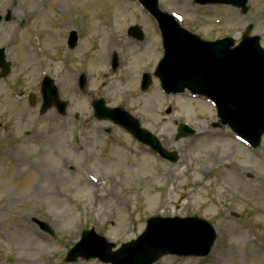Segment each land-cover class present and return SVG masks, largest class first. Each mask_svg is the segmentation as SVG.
Segmentation results:
<instances>
[{
  "label": "rangeland",
  "instance_id": "obj_1",
  "mask_svg": "<svg viewBox=\"0 0 264 264\" xmlns=\"http://www.w3.org/2000/svg\"><path fill=\"white\" fill-rule=\"evenodd\" d=\"M159 2L206 40L239 41L252 24L264 48V0H249L247 14L194 0ZM7 10L13 20L0 26V48L13 66L0 79V264H104L65 257L85 229L119 247L136 239L150 216L162 214L201 216L217 240L206 258L167 255L155 264H264V137L253 149L228 126H213L216 109L205 98L167 95L155 77L140 90L142 73L153 75L164 51L160 31L136 0H0V14ZM133 25L143 28V41L128 36ZM71 30L79 35L75 49L67 46ZM81 72L88 76L84 91L77 83ZM45 75L68 102L65 114L55 107L40 114ZM100 97L131 112L179 159H163L112 122L96 119L91 102ZM182 122L196 133L177 139ZM98 127L104 137L93 133ZM162 169L171 172H157ZM233 210L241 217L231 216Z\"/></svg>",
  "mask_w": 264,
  "mask_h": 264
},
{
  "label": "water",
  "instance_id": "obj_2",
  "mask_svg": "<svg viewBox=\"0 0 264 264\" xmlns=\"http://www.w3.org/2000/svg\"><path fill=\"white\" fill-rule=\"evenodd\" d=\"M158 19L164 37L166 54L160 62L156 76L161 80L167 93H180L186 88L194 94L209 97L217 106L218 116L223 124L229 125L241 137L257 147L264 134V50L258 36H249L252 25L243 35L242 42L234 47L231 38L215 42L203 41L199 36L184 30L175 19L158 8L157 0H140ZM200 4L224 3L242 7L247 12L248 0H196ZM1 20V17H0ZM130 35L139 39L142 33L136 27L130 29ZM77 42L76 33H72L70 46ZM0 67L4 74L9 65L4 62L3 49L0 50ZM118 67L115 55L113 68ZM49 81L48 86L51 85ZM151 77L145 73L142 89L146 90ZM86 77L81 76V88ZM43 111L56 101L64 112L66 104L58 102L57 89L45 87ZM96 116L114 120L126 127L138 139L150 144L164 157L177 159L176 153H167L159 141L149 132L140 128L139 122L122 108H107L103 99L93 103ZM218 125V124H217ZM194 134V130L184 124L179 128L178 138ZM42 229L50 232L44 222ZM216 233L210 224L198 218L162 219L149 221L147 231L137 240L123 245L115 253L113 244L98 236L94 229L84 231L82 240L69 252L67 261H76L79 257L100 258L113 264H152L161 255L205 256L209 253Z\"/></svg>",
  "mask_w": 264,
  "mask_h": 264
},
{
  "label": "bare ground",
  "instance_id": "obj_3",
  "mask_svg": "<svg viewBox=\"0 0 264 264\" xmlns=\"http://www.w3.org/2000/svg\"><path fill=\"white\" fill-rule=\"evenodd\" d=\"M166 171V169H162V170H158L157 172L158 173H162V172H164L165 174L164 175H166L167 176V174H168V172L170 173L171 172V170L170 169H168L167 170V172H165ZM225 176H226V173L225 172H222L221 173V177H224V179H225ZM27 191H30V190H27ZM179 197H180V199L183 201V199H184V192H181L180 194H179ZM184 205V203L182 202V204H181V206H183ZM180 205L178 206V207H181ZM260 210V209H259ZM165 214L167 213L168 214V210H167V208H165V212H164ZM163 215V214H162ZM19 261H21V259H19Z\"/></svg>",
  "mask_w": 264,
  "mask_h": 264
}]
</instances>
